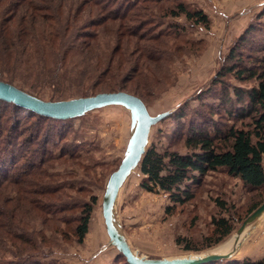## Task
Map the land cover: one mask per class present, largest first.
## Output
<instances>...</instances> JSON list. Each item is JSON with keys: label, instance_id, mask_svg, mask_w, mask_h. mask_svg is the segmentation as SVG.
Listing matches in <instances>:
<instances>
[{"label": "trees", "instance_id": "trees-1", "mask_svg": "<svg viewBox=\"0 0 264 264\" xmlns=\"http://www.w3.org/2000/svg\"><path fill=\"white\" fill-rule=\"evenodd\" d=\"M163 1L0 0V81L41 100L44 99L38 89L53 88L51 102L113 92H126L145 102L154 79L151 61H160L152 51L166 43L162 33L145 30L147 22L140 18L156 11V7L147 4L160 6ZM162 11L172 17L184 15L206 27L210 24L203 11L190 9L183 2H173L172 7ZM123 43L125 50L121 48ZM131 44L138 47L134 54L129 51ZM254 52L255 55L246 56L235 48L228 56L233 64L226 67L223 76L251 82L247 88L233 87L234 98H228L232 109L226 120H231L232 125L213 126L211 131L191 128L184 140L186 153L160 152L154 147L146 150L138 166L144 177L141 187L146 192L168 194L173 203L167 209L169 214L189 203L204 178L219 169L253 190L264 188V45ZM0 104L11 108L8 113L0 111V246L9 244L21 253L27 247L36 249L37 238L27 233L30 221L40 219L46 225L56 219L62 224L64 219L56 216L78 209L72 232L83 243L96 197L71 205L41 202L61 201L57 193L74 189L55 185L58 175L47 171L52 162L63 160L64 155L49 153L51 135L42 130L41 123L66 120L37 115L2 100ZM27 118H34L31 127H27L28 137L19 125ZM69 152L65 159L75 163L79 158L75 156L77 150L69 148ZM220 206L225 207V203ZM213 224L216 238L210 239L208 247L234 231L225 217L214 219ZM185 248L198 250L191 245Z\"/></svg>", "mask_w": 264, "mask_h": 264}, {"label": "rangeland", "instance_id": "rangeland-1", "mask_svg": "<svg viewBox=\"0 0 264 264\" xmlns=\"http://www.w3.org/2000/svg\"><path fill=\"white\" fill-rule=\"evenodd\" d=\"M173 2H183L190 9L203 11L209 18V26L195 24L184 15L165 14L162 10L172 7ZM147 5L156 7V11L140 21L147 22L145 30L162 33L166 46L152 51L160 61L157 60L158 64L151 61L154 79L144 103L152 116L170 112L151 128L147 149L186 153L184 140L191 128L211 131L213 126L232 125L231 120H226L232 109L228 98H234L233 87L247 88L251 82L241 83L223 73L233 64L232 59L228 60L233 49L246 56L255 55L254 50L264 45V0H164L160 6ZM121 48L126 49L124 43ZM137 50L136 45H129L132 54ZM52 89H38L39 96L49 101ZM10 110L0 104V111L8 113ZM27 119L30 121L26 122ZM27 119L19 123L26 137L29 135L27 127H31L34 118ZM41 123L42 130L51 135L47 145L49 153L64 155L63 160L52 162L47 171L58 175L55 185L74 187L56 194L61 201L41 202L71 205L96 197L89 232L83 243H79L72 232V221L79 215V209L56 216L64 219L62 224L55 219L44 225L40 219H33L28 223L27 233L37 238L36 249L27 247L21 253L9 244L2 245L0 264L18 261L22 264H127L123 255L109 243L102 203L109 177L120 166L130 138L129 111L109 106L79 118ZM68 147L77 150L75 156L79 158L75 163L65 159L69 157ZM143 178L137 167L126 179L116 202L115 219L132 250L149 259L212 253L237 234L253 207L264 202V188L253 190L219 169L204 178L189 203L169 214L167 209L173 207V203L168 194L146 192L141 187ZM221 202L225 207L220 206ZM224 217L233 224L234 231L220 243L208 247L210 239L216 238L213 220ZM250 227L249 236L237 246L231 259L204 264L264 261V215L247 230ZM187 245L198 250L187 251Z\"/></svg>", "mask_w": 264, "mask_h": 264}, {"label": "water", "instance_id": "water-1", "mask_svg": "<svg viewBox=\"0 0 264 264\" xmlns=\"http://www.w3.org/2000/svg\"><path fill=\"white\" fill-rule=\"evenodd\" d=\"M0 100L17 105L34 114L56 120H69L82 117L94 110L109 106H120L127 109L131 118V134L120 166L114 171L106 185L102 203L103 218L109 243L123 255L127 264H204L213 261L231 259L237 247L228 253H207L196 257L174 259H149L134 252L126 237L119 229L115 219V207L120 190L136 169L146 153L151 128L167 117L170 112L152 116L146 104L138 97L126 92L99 93L90 97L74 98L65 101H44L14 85L0 81ZM264 215V202L242 223L236 234V244L248 226Z\"/></svg>", "mask_w": 264, "mask_h": 264}, {"label": "bare ground", "instance_id": "bare-ground-1", "mask_svg": "<svg viewBox=\"0 0 264 264\" xmlns=\"http://www.w3.org/2000/svg\"><path fill=\"white\" fill-rule=\"evenodd\" d=\"M252 227H250L248 230L245 231V233L240 237V241L239 243H242L243 240L246 239V237L249 236L250 232L249 230ZM238 245L236 244V235H234L230 240L226 241L225 243L221 244L220 246H218L215 250L211 251L212 253L215 254H224V253H228L231 252L235 247H237ZM201 255V254H200ZM203 255V254H202ZM198 255H189V257H196Z\"/></svg>", "mask_w": 264, "mask_h": 264}]
</instances>
